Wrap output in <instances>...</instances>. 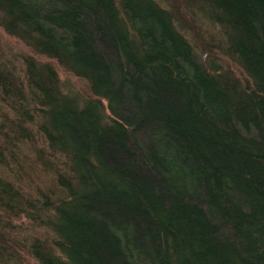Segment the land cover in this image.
<instances>
[{
	"label": "trees",
	"instance_id": "16d2710c",
	"mask_svg": "<svg viewBox=\"0 0 264 264\" xmlns=\"http://www.w3.org/2000/svg\"><path fill=\"white\" fill-rule=\"evenodd\" d=\"M0 27L88 91L0 62V160L33 131L50 155L34 197L0 174L39 264H264V0H0Z\"/></svg>",
	"mask_w": 264,
	"mask_h": 264
},
{
	"label": "rangeland",
	"instance_id": "374dc122",
	"mask_svg": "<svg viewBox=\"0 0 264 264\" xmlns=\"http://www.w3.org/2000/svg\"><path fill=\"white\" fill-rule=\"evenodd\" d=\"M197 25L196 31H192V37L196 43L206 48L208 57L217 59L219 63H228L236 73L237 68L221 53L215 45H219L220 34L217 27L204 21H196L191 17H184ZM186 22V21H185ZM204 49V48H203ZM30 54L40 60H52L44 55L34 53L23 41L7 34L0 27V62L18 68L23 55ZM229 61V62H228ZM54 62V61H53ZM61 85L64 90L75 92L80 96L88 94L85 81L68 72L59 64L54 62ZM6 108L0 103V123H4ZM35 128L34 124H29ZM31 138L20 139L14 148L15 160L7 158L3 150V160H0V174L10 178L17 185L22 193L27 196H36L40 191L48 187H55L53 184V173L43 164L42 157L50 158L46 145L40 136L33 131ZM0 264H39L27 250L28 242L34 237H43L44 229L33 226L31 220L23 215L8 219L0 209ZM9 221V225H7Z\"/></svg>",
	"mask_w": 264,
	"mask_h": 264
}]
</instances>
